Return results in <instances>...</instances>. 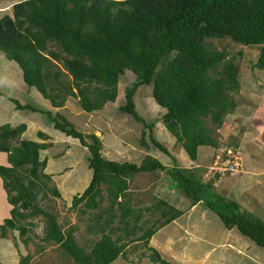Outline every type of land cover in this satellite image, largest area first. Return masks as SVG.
Here are the masks:
<instances>
[{
  "label": "trees",
  "instance_id": "obj_1",
  "mask_svg": "<svg viewBox=\"0 0 264 264\" xmlns=\"http://www.w3.org/2000/svg\"><path fill=\"white\" fill-rule=\"evenodd\" d=\"M9 1H14L12 14L0 17V50L22 68L27 85L54 107H62L72 96L83 110L93 112L116 100L120 76L131 72L120 110L143 124L140 143L149 153L140 163L110 160L103 155L97 134L84 133L61 113L14 100L18 108L46 114L55 129L88 148L92 178L74 195L72 208L85 205L81 212L96 211L89 212L88 221L93 223H88L87 231L97 238L90 239L89 246L80 244L76 226L66 228L40 204L41 193L45 198L48 190L55 196L61 191L48 184L52 178L45 171L48 157L41 153L48 143L20 138L26 123L0 126V151L8 154V164L0 165V177L12 205L11 217L0 225L3 237L9 229L25 236L31 229L23 221L43 215L47 220L43 240L58 245L75 264H112L139 251L136 263L148 257L155 264H175L149 242L184 211L157 196L150 207L131 205L136 174L162 170L193 204L205 205L226 228H237L264 247V221L219 191L220 174L205 177L206 169L202 173L201 167L179 166L154 137L153 123L139 114L135 102L139 88L152 85L156 103L165 109L164 125L191 159L198 158L201 146L218 148L214 131L238 105L241 62L211 40L229 37L238 44L260 46L252 67L264 70V0ZM151 150L169 154L175 164L164 165ZM105 198L109 204L102 207ZM26 236L27 244L30 236ZM136 242L130 252L129 246ZM32 257L23 255L19 264H30Z\"/></svg>",
  "mask_w": 264,
  "mask_h": 264
},
{
  "label": "rangeland",
  "instance_id": "obj_2",
  "mask_svg": "<svg viewBox=\"0 0 264 264\" xmlns=\"http://www.w3.org/2000/svg\"><path fill=\"white\" fill-rule=\"evenodd\" d=\"M4 3L2 4V7L4 8L6 7V9L9 8V10L0 12V14L2 15L12 14L11 6L13 4V1H5ZM211 41H213V45L218 50H223V49L226 50L227 52L230 53L231 56H236L237 60L241 62L240 64L241 89L239 93L235 94V98L237 99L238 105L234 110V112H232V115L226 118V121L222 125V127L215 129L214 133L215 135H217L219 142L221 141V143H222L221 139L224 138L225 139L224 144L229 143V145H237V146L241 144L244 148L248 149L249 153L252 154L253 156V161L257 163L261 159L260 156L257 154V147L259 144L255 140V135H256V129L259 126V124L264 125V117H262L263 114L261 112H259L258 114L259 109H257L256 107H258L259 104L262 103V101L264 100V91L261 89V87H263L264 89V76H262V74H264V70H259L257 68L253 70L252 64L256 62L258 59L260 46H247V45L238 44L229 37H224L222 39H212ZM254 73H258L255 74L256 75L255 78H254ZM69 77L70 76H67V78ZM132 78H133V74L129 71L126 72V74L120 76L119 98L116 99L117 102L122 104L125 103V90L126 87L130 84ZM260 82L263 83V86H261L262 84H260ZM150 91L152 92V85H143L139 88V90L136 93L137 110L139 111V114L145 117V119L149 123H153V131L155 138L159 139L163 145L168 146L169 143L166 137L164 136V133L161 131L163 127L162 124H160L163 123L162 117L165 112V109L162 108V106H159L156 103L155 99L154 100L152 98L148 100L145 99L147 96H151ZM44 102H45V98L42 103ZM45 103L46 106L42 107L38 105V107L47 108L48 106L49 107L52 106L51 103H49L48 101H46ZM66 103L67 105L64 108L61 109L50 108V110H52L53 113H61L69 117L72 110L74 111L75 106L80 105V103L78 104L77 101L72 99V96H67L65 104ZM97 112H100V110H98ZM123 114L127 115L129 120H131L130 122H133L134 128H133V133L132 130L128 131V129L122 128L121 131L124 132L123 133L124 135H122L123 138L122 142L120 141L121 138L120 133L119 134L109 133L110 130L113 129L111 127H106V124L109 121H104V120L98 121V125L105 134L104 136L105 152L103 153V155L110 160H116L120 162H127V161L132 162V160L128 157L127 147L130 146V144L128 145L127 142H137V141L140 142L141 136L135 137V135H139V132L143 129L144 126L141 122H138L133 117L132 114L122 112L121 115ZM82 117H85V115L81 117L77 116L76 122L75 121L72 122L80 130L86 132L89 130V127L84 126L85 124H81L78 122V119L81 120ZM42 119L44 120V122H42L43 123L41 127L42 130L48 135L52 134V138L50 140H52V142L56 144L54 148H51L50 150H42L41 152L42 158L45 156L47 157L49 156L51 161L61 160L65 164V166L57 163H55L54 165L49 164L50 166H48L49 168H47L46 170V172L49 171V174L52 175L51 180L48 182L49 187H53L54 185H59L60 183L68 184L67 183L68 179L65 180V177L68 173L71 174V176L73 175L69 180L70 182H74L75 176L77 175L79 178L83 179L82 178L83 175L87 176L89 174L88 150H86L87 153L86 154L84 152L85 148L82 147L79 141L75 138L68 139L69 141H71L69 142L70 143L69 145L62 144L61 143L62 138L58 137L59 131L57 132V130L54 129L53 122L46 118H42ZM209 124L211 125L210 122ZM111 126L114 128L116 127L118 128L117 123L113 125L111 124ZM39 129L34 133V135L37 138H33L31 136V132L27 131L24 133L23 139L36 140L39 138V141H41L42 138L38 137V132L40 131ZM200 148H199V153H200ZM119 149H121L124 153H126L124 157L121 154L120 156L116 155L117 152L119 153L121 152ZM173 151L178 153L177 149ZM237 155L238 157H240V161L242 163L241 155L239 153ZM261 155L263 156L264 159V150L261 151ZM74 156L77 159H82V160L74 164L75 162ZM215 161L216 159H214L213 163ZM7 164H8V154L0 151V165H7ZM54 166H58V167L53 169ZM70 166L72 168H70ZM262 166L264 167V164ZM239 171H242V167L239 168ZM233 174H235V172L227 171L223 173L222 176L224 175L229 176ZM145 175L146 174L144 173L140 177H144ZM91 178H92V174L90 175V181ZM149 178H152L151 174H149ZM1 179L2 178L0 177V225L5 222V219L11 217V207H12V205L8 201L7 193L2 184ZM144 179L148 181L147 177ZM136 181L141 186H143L144 182L142 181V179H136ZM155 181H157L156 183L158 184L161 183V181H158V179H155ZM69 187L70 186L68 185L67 187L61 188V190L63 191V193L61 192V196H55L51 192V190H48L46 197L43 198L42 197L43 193H41L39 195V202L42 206H44L45 209L56 214L59 222H61V224L64 225L66 228L70 227L71 225L76 226V231H75L76 239L80 244L84 246H89L90 239L97 238V236L87 231L88 223L89 224L93 223V221L91 220L88 221L89 218H91V214L89 212L94 213L96 211L88 210L89 212L86 213L81 212L82 208L85 209L86 207L85 205H80V208L78 209L72 208L73 197L75 195L74 193L80 192L81 189L71 190L69 189ZM102 188L104 190V194L107 195L106 185L102 184ZM151 189H155L154 190L155 192L163 191V193L165 192L166 195H172L170 193L171 190L167 189L165 185L163 186L156 184V188H151ZM218 189L220 188L218 187ZM72 191L74 195L72 194ZM225 194L228 195L227 192ZM229 194H231L230 191ZM108 204H109L108 199L105 198L101 206L105 207ZM249 212L264 221L263 215H259L257 212L253 210ZM207 216H208L207 213H204L196 221L194 220L190 221V219H188L176 223L175 224V228L177 229L176 231L172 227V231L168 233L154 235V238L152 237L149 242L150 246L156 248L162 254L163 257H165L169 261H172L175 264H194L193 262H196L197 264H255L252 260L248 259L246 256L242 254H239L238 252V249L240 248L242 249V252H244V250H247L246 245L241 247L243 244L241 243L243 242V239H247L248 240L247 242L250 244L249 246H251L250 249L248 250V254L249 253L254 254L256 252L254 256H258L259 260H264V248H262V246L261 247L258 246L255 242H252L251 239L243 235L237 228H233V232L235 233L236 237L238 236L242 240L232 243L237 248L235 249V253L230 250L229 247L231 246L230 243L222 242L221 244H216V241L214 240L211 241L210 239H208L205 235L206 229H204L205 223L208 220ZM153 219L154 218H151V221H153ZM23 223L26 225V227H29L31 229V231L28 234H26L30 236L29 242L27 244L26 242H24V239L27 237L26 235L22 237L19 232H15L11 229H9V232L7 233V238L6 237L3 238L0 230V258L9 256V254L12 253L13 251L11 247H6V244L4 243V241H6L7 244H10L12 247H14L12 243L17 242L16 244L17 246H20L22 249L26 247L25 253L28 254L30 253L33 256L36 253H38L37 250L39 249V247L44 248L46 250L45 254L41 255L40 258L32 260V264H75L74 260L71 257L67 256L58 245L53 243H48L43 240V237L47 232V220L43 215H37L33 218H28L25 221H23ZM28 223H32V225H27ZM195 229L198 231L196 233H193L192 231ZM14 238L16 240H14ZM136 244L138 243L136 242L129 246L128 249L130 250V252H133ZM228 250H230L231 251L230 253H232L230 256ZM139 254L140 251L139 253L138 252L134 253L133 256L131 257L140 256ZM220 255L221 256L226 255V257L228 256L231 258L222 259ZM14 257H16L17 259L18 254L12 253V258Z\"/></svg>",
  "mask_w": 264,
  "mask_h": 264
},
{
  "label": "crops",
  "instance_id": "obj_3",
  "mask_svg": "<svg viewBox=\"0 0 264 264\" xmlns=\"http://www.w3.org/2000/svg\"><path fill=\"white\" fill-rule=\"evenodd\" d=\"M5 1H9V0H0V12H4V11L9 10V8L6 9V7L5 8L2 7V4ZM3 15L0 14V17H2ZM255 74H258V73H254V78L256 76ZM262 76H264V74H262ZM260 84H262L261 86H263L262 82H260ZM119 85H120V82H119ZM119 88H120V86H119ZM119 88H118L117 98H119ZM261 89L264 91L263 87H261ZM150 93H151V96H147L145 98L146 100H148L150 98H152L154 100V97H153V94L151 91H150ZM72 99L77 101L79 104L78 98L72 97ZM14 100H18L22 104L31 103V104H34L37 106L40 105L42 107L46 106V103H45L46 101H48L50 103V101L46 100V99H45V102L42 103L44 101V97L41 95V93L36 88L30 87L27 85V83L24 80L22 68L18 65V63L9 59L4 51L0 50V126L5 125V124L17 126V125H20L21 123H26L27 129L22 133L20 138L23 139V135L27 131L31 132V136L33 138H37L34 135V133L39 128H40L39 130L41 132H44L41 128L42 124H43L42 122H44V120L42 118L49 119L48 116L46 114L39 112V111H32L29 109L18 108L16 106V103L14 102ZM135 102L137 105V96H135ZM66 105H67V103L62 107H54V106L49 107L48 106L47 108L48 109H50V108L61 109V108H64ZM121 105H122V103H119L116 100L115 101H109L105 104L104 109L100 110V112H97L98 110L93 111V112H87V111L82 109L81 105H79V106H75L74 111L72 110L69 117H70L71 121L76 122L77 116L81 117V116L85 115V117H82L81 120L78 119V122L81 124H85L84 126L89 127L88 131H86V132L83 131L84 133H86V134L87 133H95L101 137V139L103 141L102 152L104 153L105 152L104 151L105 150V144H104L105 134L101 130L100 126L98 125L99 120L109 121L106 124V127L113 128L112 130H110L109 133H118V134L120 133V137H121L120 141L121 142L123 139L122 135H124L123 134L124 132L121 131L122 128H126V129H128V131L132 130V133H133V128H134L133 125L134 124H133V122H130L131 120H129L127 115H125V114L121 115L123 112L120 110ZM256 108L259 109L258 114H259V112H261L263 114L262 117H264V100ZM66 117H68V116H66ZM69 117H68V119H69ZM110 123L112 125L117 123L118 128L112 127ZM160 124H162V127H163V129L161 128L162 130L161 129L160 130L164 133V136L166 137V139L169 143L168 146L167 145H164V146L168 149V151L170 152V155H172L176 159L177 164L179 166H183V167H187V168L201 167L202 173H204L203 171L206 169V167L209 164H211V162L214 160L215 156L218 153L222 152L223 148L235 147L234 149H236L238 151V153L241 155V159H242V163H243L244 167L242 166V171L237 172L233 175L221 176L217 182V186L220 188L219 191L222 192L224 195H226L225 193L227 192L228 195H226V196L230 199H233V200L241 203L243 208H245L249 211L253 210V211L257 212L259 215L264 216V167L262 166L264 164L263 163L264 159H263V156L261 155V151L264 150V125L259 124V126L256 129L255 140L259 144L257 147V154L260 156L261 160L259 162L255 163L253 161V156H252V154L249 153L248 149L244 148L241 144L239 146L229 145V143L224 144V140H225L224 138L221 139L222 143H221V141L219 142L218 148H214V147H210V146L201 147L200 153L198 154V158L196 160H193L190 158V156L188 155V153L186 152V150L184 149L182 144L176 143V137L174 135H172V133L166 128L164 123H160ZM53 127H54V125H53ZM106 127H104V128H106ZM54 129H55V127H54ZM55 130H57V129H55ZM142 130L139 132V135H135V137L141 136ZM58 131L59 130H57V132ZM153 135H154V131H153ZM47 136L48 137H47V139H44V142L48 143V148L45 150H50L51 148H54V146L56 144H54L52 142V140H50L52 138V134L51 135L47 134ZM38 137H39V134H38ZM58 137L62 138L61 143L64 145L70 144L69 142H71V141L68 140L69 138L73 139V137L67 136L66 134L64 135V133L61 131L58 132ZM154 137H155V135H154ZM37 140H39V138ZM157 140L159 142H161L159 139H157ZM41 141H43V139H41ZM127 144L128 145L130 144V146L127 147V149H128L127 153H128V157L132 160V162H136V163L142 162L144 157L149 153L147 148L144 147L143 145H141V143L138 141L137 142H127ZM82 147L85 148L84 152L86 153V150H88V148L83 146V145H82ZM171 148H172V150H171ZM176 149L178 150V153L173 151ZM119 150L121 152L120 153L117 152L116 155L120 156V154H121L124 157V155L126 153H124L121 149H119ZM151 152L153 154H155V156L158 157L164 163V165L173 166L175 164L174 159L169 154H165L160 150H158V151H152L151 150ZM74 158H75L74 164H76L82 160V159H77L75 156H74ZM55 163L65 166L63 161H61V160L51 161L49 156H48V164H47L46 170H47V168H49L48 167V166H50L49 164L54 165ZM57 167L58 166H54L53 169L57 168ZM70 168H72V167L70 166ZM90 170H91V172H90ZM47 173L49 174V171ZM88 173L89 174L87 176L83 175V177H82L83 179L79 178L78 175L75 176L74 182L69 181L73 175L71 176V174L68 173L65 177V180L68 179V182H67L68 184L60 183L59 185H56V186L60 189V191L62 193H63V191L61 190V188L67 187L68 185L70 186L69 189H71V190L72 189H74V190L81 189L80 192H82L88 186L89 181H90V175L93 173L92 169L89 167V163H88ZM144 173L146 175L144 177H140ZM149 174L152 175V178H149ZM146 177H147L148 181H146L144 179ZM136 179H142V181L144 182L143 186H141L136 181ZM155 179H158V181H161V183L160 184L156 183L157 181H155ZM155 183L157 185H163V186L165 185V187H167V189L171 190L170 193L172 195H166V193L165 192L163 193V191L155 192L154 191L155 189H151V188H156ZM2 184H3V181H2ZM234 187H235V189H234ZM130 190H131V205H132V207H135V208L150 207L152 204V200H151L152 197L157 196V197H160L162 199H165L170 204H172L175 207L184 211V213L181 216L176 218L170 224L161 228L154 235H160L163 233H168V232L172 231V227L176 231L177 230L175 228L176 223L181 222L183 220L185 221L188 219H190V221H193V220L196 221L204 213H207L208 220L205 223L204 229H206L205 235L208 239H210L211 241H213V240L216 241V244H221L222 242L230 243L231 246H229V245L228 246L230 247V250L234 253H235V249H237V248L232 243L242 240L238 236L236 237L235 233L233 232V228L232 229L226 228L225 225L222 223L221 219L213 211L209 210L205 205L200 204V203L193 204L192 200L190 198H188L180 190V188H178L177 186H175V184H173L170 175L166 171L154 170V171H143V172L137 173L133 182H132ZM229 191L231 192V194H229ZM76 193H74V194H76ZM72 194H73V191H72ZM11 209H12V207H11ZM197 231L198 230L195 229L192 232L196 233ZM8 232H9V230H8ZM154 235L152 236L153 238H154ZM170 236H171V234H170ZM5 237L7 238V234ZM14 240H16V239L14 238ZM231 240H234V241H231ZM229 241H231V242H229ZM247 241H248L247 239H243V242H241V243H243L241 247L246 245L247 250H244V252H242V249L240 248V249H238L239 254L246 256L248 259L252 260L255 264H264V260H259L258 256H254V254L256 252L254 254H250V253L248 254V250L250 249L251 246H249L250 244ZM4 243L6 244V247H11L13 249L12 253L18 254L17 259H16V257L12 258V253H10L9 256H7V257L0 258V261L4 264H19L21 257L23 255L28 254V253H25L26 247H24V249H22L20 246L16 245L17 242L12 243L15 248L12 247L10 244H7L6 241H4ZM262 248H264V247L262 246ZM230 250H228L229 253L231 252ZM37 251H38V253H36L34 256L32 255L33 256L32 260L40 258L41 255L45 254L46 250L44 248L39 247V249ZM240 252H242V253H240ZM234 253H233V255H234ZM220 254H221V252H220ZM231 254L232 253H230L229 256ZM194 256H196V255H194ZM221 257H222V259H225V258L230 259L231 258L228 256L226 257V255H223ZM32 260H31L30 264H32ZM135 261H138L137 256L131 257L129 260H126L122 257H119L116 261L113 262V264H155L148 257H143L137 263ZM193 263L197 264L196 262H193Z\"/></svg>",
  "mask_w": 264,
  "mask_h": 264
},
{
  "label": "built area",
  "instance_id": "obj_4",
  "mask_svg": "<svg viewBox=\"0 0 264 264\" xmlns=\"http://www.w3.org/2000/svg\"><path fill=\"white\" fill-rule=\"evenodd\" d=\"M213 164L208 168V176H215L217 174L222 175L227 171L235 172L238 170L239 161L237 157L231 153V151H228L227 157L225 159L223 157L220 158V156H218Z\"/></svg>",
  "mask_w": 264,
  "mask_h": 264
},
{
  "label": "clouds",
  "instance_id": "obj_5",
  "mask_svg": "<svg viewBox=\"0 0 264 264\" xmlns=\"http://www.w3.org/2000/svg\"><path fill=\"white\" fill-rule=\"evenodd\" d=\"M13 2H14V1H13ZM228 151H231V153L237 157V159H238V161H239V166H238V170L235 171V173L240 172V171H239V168H241V167L243 166V164H242L241 161H240V157H238V155H237V154H238V151H237L236 149H234L233 147H225V148H223L222 152L218 153V154L215 156L214 159H217L218 156L224 158V155H226V157H227V152H228ZM235 153H236V154H235ZM224 159H225V158H224ZM213 161H214V160H213ZM212 164H213V163H212ZM212 164H209V165L206 167L205 177H208V175H207V171H208L209 166H211ZM221 176H222V175H221ZM221 176H220V177H221Z\"/></svg>",
  "mask_w": 264,
  "mask_h": 264
}]
</instances>
